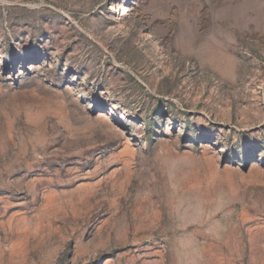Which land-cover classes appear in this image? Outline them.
Listing matches in <instances>:
<instances>
[{"label": "rangeland", "instance_id": "374dc122", "mask_svg": "<svg viewBox=\"0 0 264 264\" xmlns=\"http://www.w3.org/2000/svg\"><path fill=\"white\" fill-rule=\"evenodd\" d=\"M0 264H264V0H0Z\"/></svg>", "mask_w": 264, "mask_h": 264}]
</instances>
